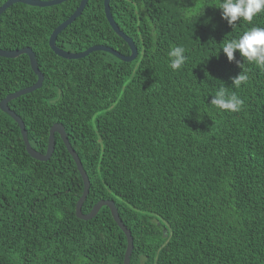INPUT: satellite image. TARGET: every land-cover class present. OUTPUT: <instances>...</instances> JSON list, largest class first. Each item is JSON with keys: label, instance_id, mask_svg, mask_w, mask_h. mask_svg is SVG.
Returning <instances> with one entry per match:
<instances>
[{"label": "trees", "instance_id": "trees-1", "mask_svg": "<svg viewBox=\"0 0 264 264\" xmlns=\"http://www.w3.org/2000/svg\"><path fill=\"white\" fill-rule=\"evenodd\" d=\"M8 0H0V7ZM82 0L17 3L0 16V49L29 47L44 82L9 103L45 154L61 123L91 187L115 201L131 264H264V0H110L138 57L57 56L53 31ZM130 55L104 0H89L57 46ZM38 80L27 55L0 57V102ZM32 158L0 108V264H124L127 237L108 207L88 221L84 182L59 134Z\"/></svg>", "mask_w": 264, "mask_h": 264}, {"label": "water", "instance_id": "water-1", "mask_svg": "<svg viewBox=\"0 0 264 264\" xmlns=\"http://www.w3.org/2000/svg\"><path fill=\"white\" fill-rule=\"evenodd\" d=\"M66 1H69V0H8L7 2H5L0 7V16L7 9H9L11 6H13L14 4H17V3H23L26 5L32 6V7L45 8V7H51V6L59 5V4H62ZM88 2H89V0H82L80 3V6L77 8V10L66 21H64L61 25H59L53 31V33L51 34V37L49 39V45H50L51 49L53 50V52L57 56L62 57L64 59L74 60V59L85 58L94 52L104 51V52H108V53L113 54L114 56L121 59L122 61H125V62L134 61L138 57V53H139L138 49H137L133 39L130 38L128 35H126L120 29V27L117 25V23L115 22L113 15L111 13L110 0H104L105 14H106L107 20H108L109 24L111 25V27L113 28V30L116 32V34L118 36H120L122 39H124L128 43V45L130 46V48H131V54L130 55H123L119 51H117V50H115L109 46H106V45H94V46L90 47L89 49H87L83 52H79V53L66 51V50L57 46L58 36L67 27H69L72 23H74L82 15V13L85 10ZM21 55H27L29 57L30 63H31V68H32L33 72L37 75L38 80L34 85L27 87V88H24V89H21L19 91L14 92V93H11L6 98H4L0 102L1 110L3 112L7 113L8 115H10L18 123V125L21 129V134H22L24 143L26 145L27 152L32 158H34L36 160L48 161L51 159V157L55 151V146H56L55 135L56 134L60 135V137L62 138L68 152L73 157V159L76 163V166H77V170L80 172L82 179H83V182H84V191H83V194H82L81 198L79 199L77 206H76L77 217L79 219L88 221V220L95 218L98 215L99 211L103 207H108L112 213V216H113L115 222L118 224L120 229L125 233V235L127 237L128 245H127V250H126V254H125L124 264H131V256H132L133 248H134V240H133L131 231L127 228V226L124 224L123 220L120 217V214H119V211H118V208L116 206L115 201L112 199L100 200L92 208V210L89 213H87V214L83 213L82 208H83V205H84V203H85V201L89 195L91 182H90V179H89L87 172L84 169V166L82 164V161H81L79 155L77 154V152L72 147V145L69 141V138H68V135L66 133L64 126L61 123H55L51 127L48 149H47L46 153L43 154V153L35 150L31 146L29 139H28V133L26 130L25 123L23 122L21 117L19 115H17L10 108L9 103L12 100H14V99H16L22 95L29 94V93H32V92L40 89L43 85V82H44V74L40 71L37 60H36V55L31 48L26 47V48L17 49V50H11V51L0 49V57L14 59V58L20 57Z\"/></svg>", "mask_w": 264, "mask_h": 264}]
</instances>
